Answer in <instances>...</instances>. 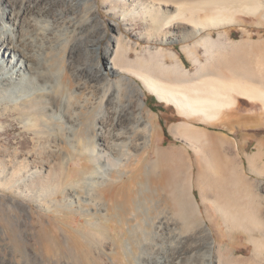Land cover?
<instances>
[{
	"label": "bare ground",
	"instance_id": "6f19581e",
	"mask_svg": "<svg viewBox=\"0 0 264 264\" xmlns=\"http://www.w3.org/2000/svg\"><path fill=\"white\" fill-rule=\"evenodd\" d=\"M123 1L126 0H121L122 4ZM159 1L131 0L130 9L122 4L111 7L116 5L122 10L120 20H141L144 32L137 36L154 43L183 41L200 35L206 28L232 23L236 12L249 10L256 14L264 10V0H208L214 6L209 11L212 14L200 18L197 12L203 7L196 4L186 7L182 5L185 0H177L175 6ZM0 3L2 115H13L39 146L33 157L15 151L10 170L0 168V190L8 189L20 198L10 201L7 217L27 214L25 203L31 202L45 212H80L86 220L75 231L61 218L56 226L63 238L43 249L41 264H263L259 259H264V197L261 201L252 197L241 166L230 156H223L226 177L221 176L220 158L216 156L219 145L206 131L207 134L186 121H216L221 111L235 104L230 95L233 92L243 100H259L264 105V72L259 71L262 69L252 70L240 58H225L222 61L230 78L220 77L219 69H208L216 56L215 44L204 37L194 46L201 43L206 48L210 43L211 48L205 51L208 58L205 64H199L195 77L189 78L178 63L167 67L159 61L158 56L163 54L160 48H143L154 50L152 55L148 53V61L140 57L128 61L125 56L132 43L123 36L111 38L112 45L104 48L99 42L91 44L90 55L97 54L92 61L102 85L86 87L71 68V57L66 52L76 26L69 31L62 30L61 23L54 26L55 17L74 12L76 0ZM84 5L88 10V1ZM113 25L118 31L119 25ZM179 25L191 27V35L182 30L159 34L167 28H181ZM187 46L183 47L186 52L190 48ZM170 57L175 59L173 53ZM103 61L107 63L105 68ZM194 62L198 64L196 58ZM116 76L119 79L110 78ZM136 83L160 103L174 107L184 119L174 123L170 132L195 155L203 156L196 181L192 179V168L176 162L169 151L155 147L157 129L153 121L142 116ZM128 87L132 101L123 100ZM246 161L249 173L264 174V141L258 143L257 152L247 156ZM69 162H81L80 167L72 170ZM167 162L178 164L174 172L162 170ZM210 173L215 175L216 184L209 180ZM232 179L243 187L240 193L245 194L247 201L229 195L228 189L221 186ZM259 187L264 191V183H259ZM213 188L217 199L212 204L223 217L227 234L232 228L242 229L253 242L254 260L235 258L233 248L223 253L222 246L215 244L192 192L198 191L204 205L211 199L208 191ZM60 194L62 200L58 199ZM204 216L213 228L216 223L209 220L208 214ZM84 227L88 229L86 234L82 233ZM60 248L65 256L55 252ZM0 264L19 263L0 256Z\"/></svg>",
	"mask_w": 264,
	"mask_h": 264
},
{
	"label": "rangeland",
	"instance_id": "374dc122",
	"mask_svg": "<svg viewBox=\"0 0 264 264\" xmlns=\"http://www.w3.org/2000/svg\"><path fill=\"white\" fill-rule=\"evenodd\" d=\"M85 1H88V10L86 9V5H84ZM158 1L159 0H156V2ZM176 1L177 0H174V2L173 0H169L168 2L167 0L166 2L165 0L164 2L160 0L159 2H164L175 6L177 5ZM182 1L180 0L178 3H181ZM207 1L208 0H191L190 3V1L187 0L186 3L185 0L183 1L185 3H182V5L185 4V6L188 5V7H191L190 5L196 4L198 7H203L204 11L203 9L201 12L200 10H197L198 14H196L200 18H205L206 14H212L209 11L214 7L213 5L207 3ZM76 3L77 7L73 13L64 14L63 17H55L56 21L54 26H56L58 23H61L63 25L62 30L64 31L65 29H68L69 31L76 26L73 35L74 38L71 41L70 47H67L66 52L68 53L67 55L71 57V61H69L70 65H72L71 68L73 71H75L78 80L80 79V83H84L86 87H91L92 85H102L101 81L99 80V71L93 66L92 61L97 56V54H93L92 57L90 55L91 44L99 42L102 45L101 48H104L109 44L112 45L111 38L123 36L132 43V49L130 48L127 52L128 56H125L128 61H135L137 57L148 61L150 59V55H152L150 53H153L154 50H151L152 52H148L144 49L149 47L151 49L160 48L163 54L158 56L159 61L161 60L160 62H162V64L167 67L172 66L175 64V62L178 63L181 69L187 73L189 78L195 77V73L200 69L199 64L202 65L206 63L208 56L205 54V51L206 48H211V44H206V48H204L203 44L199 43L198 45L194 46V43L207 37L210 38L215 44L214 51L216 53V56L214 57L212 63L208 66V69H219L220 77L224 79L230 78L227 67L224 66L225 62L222 61L225 58H232L235 60L240 58L244 60L240 61L244 64H247L248 66L250 65L252 70L257 71L262 69L259 71L264 72L263 9L258 10V12L256 11V14H252L253 12L250 13L249 10H245L243 13L236 12L233 15L234 20L232 23H225L220 26L206 28L204 29L205 31H202L200 35L193 37L189 36L183 41L154 43L147 42L145 39H140L137 36L139 33L144 32L145 26L141 20H132L131 18H128L130 20L119 19L121 15H123V12L121 9H118L116 5L122 4L121 0H76ZM123 3L124 4L122 5L128 7V9H130L133 5L131 0H126L125 2L123 1ZM114 4L116 5L112 8L111 6ZM2 8L3 3H0V9ZM162 18V16H159L160 21H162ZM92 20H95L96 22H92ZM62 22L68 23L66 24ZM116 23L119 25L118 31L113 25ZM179 26L182 27L178 29L167 28L159 34L162 35L166 34L168 31L175 32L176 30H182L184 33L191 35L189 34L191 27H187L185 25L184 27L183 25ZM133 44L136 46L134 47ZM185 46L190 47L187 52L186 50H183V47ZM73 49L75 52L72 51ZM171 53L175 55V59L170 57ZM195 58L197 59L198 64L194 62ZM47 64L52 65V62H47ZM102 66L104 68L105 66L107 67L106 61H103ZM119 77L120 76L110 78L116 80L119 79ZM136 84L140 91L139 101L143 105L142 116L146 117V119L150 121H153L157 129L155 147H158L163 151H169L172 156L176 157V162H182L188 165V167L192 168V179L193 181H196L197 172L199 166H201L200 161L203 160V156L200 154L195 155L193 151L187 148L185 143L177 140V138H175L170 132V127L174 123L183 121L184 119L178 115L174 107L160 103L155 96L150 94L145 89V87H141L139 83ZM130 91L131 89L128 87V92L126 93L127 98H124V101L133 100L131 98L133 97V94H131ZM230 95L235 99V104L232 107L221 111L218 114V119L216 121H213L212 123H201L196 118L186 121L199 130L204 132L206 131L212 140H215V142L219 145V151L216 156L218 159L220 158V175L226 177V167L224 160L225 157H232L231 159L238 162L241 166V175L247 180V189L251 190L250 192L252 197L257 201H261V197H264V191L260 189L259 183H264V174L257 176L249 173L247 170L246 157L257 152L258 143L264 140V105L259 100H243L239 98V96L234 92ZM2 114L3 113L0 106V168L2 169V167H4V170H10V168L14 165L13 160H15V151L19 150V154L24 156L31 155V157H33L36 154L38 150L37 148L39 146H37L34 140L31 139L32 135L30 133H25L26 131L23 130L22 125L18 124L13 115ZM164 129L167 132V136H165L163 133ZM29 151L30 154H28ZM25 153L27 154L25 155ZM223 156H225L224 159ZM196 158L198 160H196ZM150 159H154V157L151 156ZM78 163L80 164L81 162ZM78 163L75 164L74 162H69L67 165L73 170L74 168L80 167ZM258 166L259 168H262V164H259ZM177 167V163L174 164L167 162L162 166V170L174 172ZM72 174L73 173L71 172V179L73 180L74 176ZM211 174L213 173H210L208 177L210 178L209 180L212 182L216 181L214 177L215 175ZM235 182L236 179H232V181L227 180L224 184L221 183V186L225 190H229H227L228 194L230 193L229 195H236V198L239 200L244 199L247 201L248 198L245 196V194L243 192L240 193V191H243V187L239 185L237 186V184L235 185ZM213 183L216 184V182ZM192 192L196 198L201 212L203 213V221L206 227L212 231V238L214 239L215 244L217 246L219 245L220 247L222 246V250L220 249L221 252L224 253L226 250L229 251L230 248H233L235 250V258L254 260L255 250L253 242L249 241L247 234H245L242 229L232 228L227 234L226 228L223 224V217L216 211L214 205L212 204L217 199L216 190L213 188L212 190L208 191L209 199H211L208 202H205L204 205L200 201L198 191L194 189ZM58 199L62 200L63 196L60 194ZM15 200H20V198L14 195V193H12L10 190H0V256L12 262H17L19 264H41L40 254L43 252V249L47 248L46 246L50 245L52 242H55L57 238H63V234L57 230L56 226L61 218L62 220H67L68 223L72 224V228L75 231L80 229L82 224L86 221L85 218L80 215V212L71 213L69 211H64V213H61L62 215L55 212H45L38 209L36 205L31 202L25 203L27 204V214L21 213V217L17 218L11 216L7 217L6 213L10 206L9 203L10 201ZM204 211H206V215L208 214L209 220L211 219V222L216 223L215 226L213 225V228L208 225L209 221L204 216ZM40 223L42 227H40ZM83 229L84 230H82V233L86 234L88 229L85 227ZM253 236L256 237L257 233L254 232ZM216 248L217 247L214 249L216 250ZM57 251L59 254H63L65 256V251L61 248L58 250L56 249L55 252ZM259 262L264 264V259H259Z\"/></svg>",
	"mask_w": 264,
	"mask_h": 264
},
{
	"label": "trees",
	"instance_id": "16d2710c",
	"mask_svg": "<svg viewBox=\"0 0 264 264\" xmlns=\"http://www.w3.org/2000/svg\"><path fill=\"white\" fill-rule=\"evenodd\" d=\"M178 122H180V121H178ZM176 123H177V122H176ZM163 133H164L165 136H167V132H166L165 129L163 130Z\"/></svg>",
	"mask_w": 264,
	"mask_h": 264
},
{
	"label": "crops",
	"instance_id": "0c3cea01",
	"mask_svg": "<svg viewBox=\"0 0 264 264\" xmlns=\"http://www.w3.org/2000/svg\"><path fill=\"white\" fill-rule=\"evenodd\" d=\"M264 141V140H263ZM262 142V141H261ZM260 143V142H259Z\"/></svg>",
	"mask_w": 264,
	"mask_h": 264
}]
</instances>
